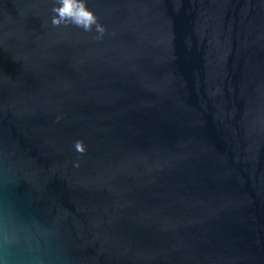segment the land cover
<instances>
[{"label":"water","instance_id":"obj_1","mask_svg":"<svg viewBox=\"0 0 264 264\" xmlns=\"http://www.w3.org/2000/svg\"><path fill=\"white\" fill-rule=\"evenodd\" d=\"M54 2L0 0V264H264V0Z\"/></svg>","mask_w":264,"mask_h":264},{"label":"clouds","instance_id":"obj_2","mask_svg":"<svg viewBox=\"0 0 264 264\" xmlns=\"http://www.w3.org/2000/svg\"><path fill=\"white\" fill-rule=\"evenodd\" d=\"M51 24L54 27L75 26L84 32H95L96 39H102L105 34V27L99 23L97 16L88 9L86 0H55L51 8ZM74 148L77 152L83 154L85 148L83 142L77 140L74 142ZM74 167H79V162H74ZM5 239L7 237L5 236Z\"/></svg>","mask_w":264,"mask_h":264}]
</instances>
